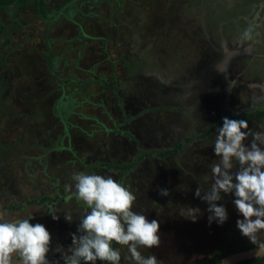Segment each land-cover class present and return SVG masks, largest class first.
<instances>
[{
    "label": "rangeland",
    "instance_id": "obj_1",
    "mask_svg": "<svg viewBox=\"0 0 264 264\" xmlns=\"http://www.w3.org/2000/svg\"><path fill=\"white\" fill-rule=\"evenodd\" d=\"M60 1L45 0L48 16L56 18L45 35L43 19L34 13L33 4L0 12V212H6L9 219L32 215L30 223H41L49 230L50 250L63 246L66 251L72 243V234L79 235L80 219L90 211L88 206L81 208L83 201L75 198L73 175L98 174L112 176L117 181L121 172L110 170L106 163L121 165L136 158L135 165L125 173L122 185L137 197L135 211L146 215L149 221L160 222L161 244L158 248L138 249L144 257L155 255L159 264H198L216 250L250 241L236 226L237 219L243 217L235 208L233 195L222 193L223 199L217 202L228 212L223 225L215 222L209 225L208 204L195 196L198 186L206 191L213 183L211 168L219 159L214 153L219 127L207 136L201 134L209 126L206 121L221 119L216 102L223 97L219 90L218 94H204L199 99L192 89L190 94L185 93L200 54L220 42L228 41L229 46L247 51L244 60L247 68L264 79V0H120L113 16L108 14L107 0H102L93 12L103 13L104 19L120 23L115 31L120 37L113 40L107 37V45L112 44L111 49H105L109 59L96 52L95 47L102 40H88V47L93 50H83L85 54L80 61L73 50H55V64L57 73L65 77L84 79L93 73L100 74L117 95L105 89L102 79V83L91 82L81 94L75 93L73 84H66L67 90L71 89L66 91V96L58 95L60 82L54 85L48 78L49 61L43 49L49 40H44L43 36L55 38L58 44L55 42L53 46L58 47L60 36L76 33L75 22L82 20L87 28L84 30L92 37L99 33L96 25L100 24L104 30L106 24L98 22L97 18H84L86 12L93 13L90 0H75L71 11L77 5L80 13L63 10L61 14L53 10ZM112 7L116 8V2ZM67 12L69 15L65 18ZM87 19V25L94 29L85 25ZM249 24L256 25L254 38L244 41L241 37ZM71 45L74 46L73 42ZM13 53L19 60L15 55L13 58ZM70 55L81 70L74 68L75 62L68 59ZM72 65L73 70L69 71ZM181 77L190 79L179 83L185 94L180 97L182 107L192 110L183 118L176 113L161 110L158 113L155 109L166 105L157 100L159 106H141L142 109L127 106L126 114L119 112L118 107L134 99L132 96L140 100L145 93V81L153 86L160 82L168 86L166 104L175 105L171 86L178 82L174 78ZM248 91L251 97L256 92L259 94L245 86L239 98L235 96L227 106L224 104L223 112L228 113L227 108L232 104L235 112L241 113L249 102ZM128 115L133 120L126 123ZM247 122L253 131L264 130V118ZM113 123L139 136L134 146L128 136L113 132ZM66 128L71 132L70 138H67ZM154 128L156 135L148 139ZM164 128L168 129L166 135ZM186 128H192L190 131L195 132V137L182 144L178 155H162L161 150L172 149L179 140L184 141L188 134ZM162 135L166 143L154 141V137ZM139 153H144L141 158ZM69 185H73L71 191ZM153 189L158 193L160 189H168L170 195L150 196L148 192ZM56 191L65 199L56 200L49 208L46 203H29L33 198L53 195ZM174 192L177 197L173 196ZM194 196L198 201L196 207L201 209L196 222L181 216L182 209L187 210L183 203L191 206ZM15 204L20 207H11ZM52 214L59 219H53ZM258 239L264 241V232L258 234ZM120 251L124 264H134L126 247H121ZM49 261L58 264L53 259Z\"/></svg>",
    "mask_w": 264,
    "mask_h": 264
},
{
    "label": "clouds",
    "instance_id": "obj_2",
    "mask_svg": "<svg viewBox=\"0 0 264 264\" xmlns=\"http://www.w3.org/2000/svg\"><path fill=\"white\" fill-rule=\"evenodd\" d=\"M255 27L249 24L241 39L252 41ZM75 55L77 61L82 59ZM214 153L219 159L211 168V187L206 191L199 186L195 189V196L208 204L209 225L213 222L223 225L227 221L226 207L217 202L223 199L222 193L231 194L235 197V208L243 217L237 219V228L264 249V241L258 239V234L264 232V130L253 131L246 120L224 117L215 137ZM72 179L75 198L83 201L90 211L80 219L79 235L72 234L67 250L63 246L56 249L64 264L97 261L121 264V251L114 244L126 247L134 264H159L155 255L146 258L138 249L160 246V222L149 221L146 215L134 210L137 197L133 192L112 176L79 172ZM72 188L73 185L68 186L69 191ZM159 194L169 196L170 192L160 189ZM200 213L199 207L190 206L186 211L182 209L181 216L196 222ZM52 216L59 219L56 214ZM31 218L32 215L9 219L6 212H0V264H50L49 260L55 259L56 251L49 252L52 239L49 230L41 223L33 225ZM65 219L71 221L68 216Z\"/></svg>",
    "mask_w": 264,
    "mask_h": 264
},
{
    "label": "flooded vegetation",
    "instance_id": "obj_3",
    "mask_svg": "<svg viewBox=\"0 0 264 264\" xmlns=\"http://www.w3.org/2000/svg\"><path fill=\"white\" fill-rule=\"evenodd\" d=\"M120 0H114L113 4L115 5L116 2V8L114 9L112 7V9H108V14L109 16H113L115 13H117L118 10V6L117 3ZM252 3V2H251ZM101 15L102 14H98L97 12H93V13H89L86 12L84 14V18H97L98 22L100 23H105L106 24V28L104 30H101L100 24L96 25V28L99 30V33L97 34V36H93L88 34V30H84L87 29L85 28V26H83L82 20L80 23H78V25L74 24V31L76 32L74 35H70V36H66L63 38H61L62 36H60L58 38L59 40V46L55 47L53 46V44H58L56 39H52L49 37V41L47 42V44H49V46H45V48L43 49V55H46L47 58L49 55H52L53 57H50V61L47 63V71L49 74V79H52V83L54 85L59 84L60 82V87L57 88L58 95L62 94L64 96H66V91H69L71 89L67 90V85L66 84H73L74 85V90L75 93H82L83 91L86 92V83H82L80 80L81 78H76V77H65V76H61L57 73V67L55 64V58L57 56V53L54 52L55 50H73L75 51V54H77L78 56H82L83 54V50H93L90 47H88V40L91 41H97L100 42L102 40V42L100 44H102V46L105 44H108V38L109 37L111 40L120 37L117 36L118 33H116L115 31H117L119 24H115L111 19H104ZM98 22H94V24H97ZM53 23V22H51ZM72 23V22H71ZM87 24H89V20L87 19L86 22V26L90 29L93 28L94 26H88ZM51 25V24H50ZM91 25H93L91 23ZM107 33V34H106ZM110 34V35H109ZM90 41V42H91ZM74 44V46H72L71 44ZM210 42V41H209ZM225 44L227 43L228 45V41L224 42ZM45 43V45H47ZM100 44H97V46L95 48H97L96 52H99L100 54H102V50H105V48H103ZM225 44H222L220 42V45L218 44V46H212V47H208L204 52H202V54H200V60L197 63L195 69L192 71V77H191V81H190V86L189 89L186 90L185 94H190V90H193V93L195 95H197L198 99L201 97V95L203 96L204 94H218L219 92L217 90L220 91V95L223 97L222 100L217 101V115L220 116V120H223L224 117H228L229 119H243L246 121L249 120H255L256 122L258 121L257 119H263L264 116H260L259 118H255V117H249L247 115H254L255 111H257L259 108L264 107V79L262 80V76L260 74H252L251 71H249V69L247 68V63L244 62L245 60V56L248 55L247 51H243L241 49H239L238 47H231V46H225ZM63 46L60 48V46ZM70 45V46H68ZM112 46V44H111ZM110 45H107V48L111 49ZM19 54V52L17 53ZM69 59V58H68ZM49 60V58H48ZM73 65L71 66V68L69 69V71L73 70ZM78 70V69H77ZM190 75L188 74V78ZM261 76V77H260ZM184 79L186 81H189L190 79L187 80V78L181 77V78H174V80H178V82L174 83L171 87H172V91L171 93H173V98L175 99L176 104H171V106L167 105V94L165 92L166 87L164 83L160 82L158 84V86H153L149 81H145L143 87H144V95H142L140 97L139 101H136L137 98H135L134 96H132L131 101H128L127 104H122L118 107L119 112L123 115L126 114L125 112L127 111V106H130V108L132 109H140L141 106H144L143 108H146L148 106H152L153 104L156 106H159V104L157 102H161V103H165L166 107H160L156 108L155 110L158 113H161L160 110L162 112H169V113H176L177 115H180L181 118H183L184 114H187L191 110V108L189 107L187 110L182 107V99H180V97L184 96V89L181 88L179 86L180 81ZM183 81V80H182ZM193 81V82H192ZM229 85H231L230 87V91L229 89ZM81 88H76V87H80ZM245 86H248L249 90H256L259 91V94H252L251 97V91H248L249 93L246 94V97L249 99L248 105H244L243 106V110L241 113L239 112H235L236 110L233 108L232 104H230L229 108H227L228 113L223 112L224 108V104L229 103V100H231L230 98H233L235 96H237L238 98L240 97V94L244 92V88ZM110 87V85H109ZM154 88V89H153ZM107 89V91H109L111 93V95H117L115 93L114 90H111L110 88H105ZM56 90V89H54ZM155 90L157 91V94L155 93ZM55 91V92H57ZM213 92V93H211ZM71 93V91H70ZM206 96V95H205ZM176 97V98H175ZM227 99V100H226ZM154 100V101H153ZM157 100V102H156ZM177 100V101H176ZM244 100V99H243ZM198 101V100H197ZM173 103V101H172ZM133 104H141L140 106H133ZM218 107H219V111H218ZM142 109V108H141ZM180 109V111H178ZM124 111V112H123ZM178 111V112H177ZM223 112V113H221ZM162 115V114H160ZM129 119V115L127 116ZM217 118V116H216ZM136 119V118H134ZM133 120L129 119L127 122H131ZM213 118H211V120L206 121L207 124H209V126L204 128V131L210 127L211 125H213L215 122H219L220 120H213ZM121 121V120H120ZM184 121V120H183ZM98 124H101V122L96 121ZM103 124V123H102ZM101 124V126H103ZM206 124V125H207ZM115 125V128L117 129H121L122 127H117V125L115 123H113V126ZM204 126V125H202ZM201 126V127H202ZM185 126H182V128H184ZM199 127V126H198ZM221 127V126H220ZM77 128H75L76 130ZM129 129V128H128ZM163 129V127H162ZM165 129V128H164ZM192 128H186L184 130H186L188 132L187 137H185L183 140L184 141H178L176 143V145H179L181 142L186 143L188 141H191L194 137H195V132L193 131L191 134V130ZM65 130V128H64ZM156 128L152 129V134L151 137H148V139H151L153 136L156 135L155 133ZM168 129H165L164 134L166 135L168 133L167 131ZM202 131V130H201ZM203 131V132H204ZM175 132V131H174ZM196 132H198V130H196ZM65 133L67 134V138H70V134L71 132L67 130ZM181 135L183 134V132H179ZM202 133V132H201ZM178 135L177 136H181ZM139 136H135V140L138 139ZM162 137V138H160ZM157 136L154 137V141L157 143H162L165 141V143L167 142V139L164 135L162 136ZM136 142L133 140V146ZM162 145V144H160ZM147 152V151H146ZM148 153V152H147ZM168 155V154H167ZM180 184L182 182V176H180ZM175 194H173L174 197H177V193L174 192ZM148 194L150 196H157V194H159L157 192V190L154 192V189L151 192H148ZM160 195V194H159ZM184 204V203H183ZM184 206V205H183ZM82 208V207H81ZM248 242V241H246ZM57 249V248H56ZM55 249V251H56ZM51 252V250L49 251ZM51 256V255H50ZM49 257V256H48ZM260 257V256H257ZM51 258V257H49ZM252 258V257H251ZM55 263L60 264L62 262V258L60 256V254L56 251V255H55V259H53ZM245 260V259H244ZM255 261H250L247 262L245 264H255ZM264 264V262L262 263Z\"/></svg>",
    "mask_w": 264,
    "mask_h": 264
},
{
    "label": "trees",
    "instance_id": "obj_4",
    "mask_svg": "<svg viewBox=\"0 0 264 264\" xmlns=\"http://www.w3.org/2000/svg\"><path fill=\"white\" fill-rule=\"evenodd\" d=\"M90 1L92 2L90 4L92 6L90 12L94 11L95 7L97 6V3L103 2L102 0H90ZM106 2H108L109 9L110 8L112 9L114 0H107ZM31 4H33V6H34V13L36 15H39L43 19L42 22L45 25L44 31H43V35H45L46 32H48L49 28L51 27L50 23L54 22L56 20V18H51V17L48 16L47 7H44L45 0H0V12H3L5 10H11V8L13 6H20L21 8H23V7H25L27 5H31ZM75 4H76L75 0H61L60 4L58 6H56L55 8H53V10L59 11L60 14L62 13L63 10H68V12L77 11L78 13H80V10H78V6L77 5H76L75 10L71 11V7L73 5H75ZM68 12H67V14H65V15L62 14V15H64L65 18H68V15H69ZM60 14H58V15H60ZM75 24L78 25V23H76V22H75ZM0 33H1V26H0ZM43 39L44 40L46 39V41H47V40H49V37L47 38V36H43ZM5 42H3V43H5ZM100 45L102 46V44H100ZM45 46H49V44H47ZM61 47H63V46L61 45L60 48ZM102 47L106 49L107 45L104 44ZM102 52H103L102 53L103 56L105 58L109 59L107 50H102ZM14 55H15L16 59L19 60V56H17L15 53H13V58H15ZM50 57H53V56L49 55L48 56V58H49L48 61L51 60ZM71 59H72V57L70 55L69 60H71ZM72 61H74V60H72ZM77 64L78 63H76V62L73 64L75 66L74 67L75 69H79V66H77ZM96 65H97V63L94 64V66H96ZM56 67H57V65H56ZM79 70H81V69H79ZM102 79H104L106 81L104 76H101L100 74L97 75V74L93 73L91 76H88V77H86L84 79H81L80 81L81 82L83 81L84 83H86V86H89L91 82L102 83L101 82ZM105 81L103 82V86H105L106 88H109L108 82L107 81L105 82ZM247 116L255 117V118H259L260 116H264V107L259 108L257 111H255L254 115H247ZM257 120H259V119H257ZM220 126H223V120H220L219 122H215L213 125L208 127L201 135L202 136H207L208 134H211L216 128H218ZM113 132H117V133H120V134H122L124 136H128V139L132 140V143H133V140L136 142L134 134H132L129 131V129H117L114 126ZM182 144L183 143L181 142L179 145L175 146L172 149L161 150L160 153L162 155H165V156L167 154L168 155H172V156L175 155V154L178 155L179 154V150H181L183 148ZM143 154L144 153H139V158H141V156ZM178 159L179 158H177V160ZM136 161H137V159L135 158V160H133L132 162L124 163V164H121V165H114V164L106 163V167L109 168L110 170H117V171L121 172L120 175L117 178V181L122 184V182L125 179L124 178L125 177V173H128L130 171V169L135 165ZM64 197L65 196H62L58 191H56L53 195H47L46 194V195L41 196L38 199L33 198L29 203H34V202L46 203L47 207L49 208L51 204H54L56 202V200H58V199L64 200L65 199ZM197 203H198V201H197L196 197L194 196V200H193V203L191 204V207H196ZM81 205L83 206L82 208L87 206L84 202L81 203ZM183 205H184L183 207H185V208L190 207L189 204L187 205V202H186V205L185 204H183ZM11 207L16 208V207H20V205L15 204V205H13ZM252 246H256V244H253L251 241H248V242L243 241L242 243H240V244H238L236 246L230 245V246L226 247L223 250L214 251L212 256H210L209 258H207L205 260L200 261L198 264H219L220 260L222 259V257L227 255L228 253L235 252V251H238V250H246V249H248V248H250ZM114 247L119 248V249L121 248L120 245H116V244H114ZM250 261H255L256 262L255 264H262L264 262V255L260 256V257L247 258V259L241 260L240 262H237L235 264H245V263L250 262ZM96 264H104V262L97 261ZM121 264H123L122 261H121Z\"/></svg>",
    "mask_w": 264,
    "mask_h": 264
},
{
    "label": "water",
    "instance_id": "obj_5",
    "mask_svg": "<svg viewBox=\"0 0 264 264\" xmlns=\"http://www.w3.org/2000/svg\"><path fill=\"white\" fill-rule=\"evenodd\" d=\"M264 249L258 248V246L248 248L246 250H238L236 252H231L224 256L219 264H233L234 262L241 261L243 259L263 256Z\"/></svg>",
    "mask_w": 264,
    "mask_h": 264
}]
</instances>
